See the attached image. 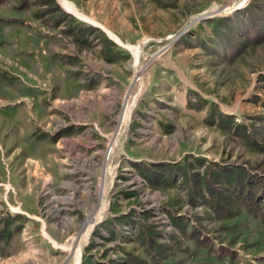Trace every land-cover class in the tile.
<instances>
[{
	"label": "rangeland",
	"instance_id": "1",
	"mask_svg": "<svg viewBox=\"0 0 264 264\" xmlns=\"http://www.w3.org/2000/svg\"><path fill=\"white\" fill-rule=\"evenodd\" d=\"M242 1L121 0L138 31L137 40L127 45L140 47L142 78L138 80L127 46L129 76L120 92H82L75 98L104 107L101 122L108 129V120L121 119L131 88L137 90L123 124L129 122L127 136L121 147L117 141L116 172L107 174L113 166L104 164L101 181L104 188L111 185L106 213L90 227L76 264H264V220L257 208L249 210L237 199L234 214L222 215L200 198L193 204L189 200L193 171L202 175L210 167L236 164L264 176V0ZM0 3V264L15 254L11 250L24 247L30 264H74L69 251L55 246L45 232L59 242L71 236L76 240L91 223L89 215L98 212V203L89 210L94 201L84 194L86 214L75 200L72 209L46 213L37 208L35 194L47 174L54 188L62 177L72 176L59 165V132L47 129L69 118L67 102L51 106L52 86L56 83L57 95L65 98L78 86L49 67L37 78L19 67L26 63L19 54L21 30L3 19L14 15L12 3L20 2ZM187 92L192 100L207 103L198 110L188 107ZM210 103L233 115L231 121L242 123V129L206 124ZM242 133L255 137L253 144ZM133 160L180 167L167 185H154ZM90 181L94 185L95 176ZM47 196L39 194L40 202ZM173 215L180 223L173 222Z\"/></svg>",
	"mask_w": 264,
	"mask_h": 264
},
{
	"label": "crops",
	"instance_id": "2",
	"mask_svg": "<svg viewBox=\"0 0 264 264\" xmlns=\"http://www.w3.org/2000/svg\"><path fill=\"white\" fill-rule=\"evenodd\" d=\"M67 1L81 15L64 8L59 0H16L20 4L11 6L15 14L3 20L13 29L21 30L19 39L23 47L19 54L26 63L19 67L23 71L37 78V73L49 67L57 77L72 78L78 86L75 94L65 98L57 95L55 83L51 106L59 101L67 102L64 110L69 118L101 120L100 112L104 107L93 99L76 101L75 98L82 92H120L129 76L126 44L137 40L138 31L131 27L128 8L121 0ZM45 27L47 30H43ZM31 55L35 61L33 69ZM49 115L55 116V113ZM24 248L11 250L15 254H11L5 264H30Z\"/></svg>",
	"mask_w": 264,
	"mask_h": 264
},
{
	"label": "built area",
	"instance_id": "3",
	"mask_svg": "<svg viewBox=\"0 0 264 264\" xmlns=\"http://www.w3.org/2000/svg\"><path fill=\"white\" fill-rule=\"evenodd\" d=\"M160 49L163 50L164 46ZM107 124L109 126L108 129L98 119L76 120L68 118L64 120L60 118V121H57L51 125L50 129H47L51 134L59 132L55 139L56 144H59L61 149L59 165L61 169L65 172L68 171L72 176L69 178L62 177L56 183L57 188H54L52 175H45L41 188H39L37 195L35 194V203L38 209L42 206V210L46 211V213L55 214L61 208L71 207L72 209L73 207L69 204L73 205L75 200L76 204L80 205L86 214L85 208L88 206L84 194H91L94 201L93 206L89 210H92L97 205L99 195L104 189L101 179L105 172V161H108L113 166L112 171L107 174L116 172L117 165L114 163V156L118 153L119 148H117L114 141L115 139L118 140L120 147L123 145L127 136L129 122L123 128L124 123H121L118 115L114 122L108 120ZM124 168L128 169L129 167L123 166L122 169ZM93 176H95L96 180L94 185L90 183V179ZM139 178H141L142 184L147 183L143 177ZM9 188H11V185L7 187V189ZM110 188V184L105 187L106 196ZM62 189L65 190L62 191ZM41 193H47L48 196L40 202L38 195ZM65 218L71 220V218Z\"/></svg>",
	"mask_w": 264,
	"mask_h": 264
},
{
	"label": "trees",
	"instance_id": "4",
	"mask_svg": "<svg viewBox=\"0 0 264 264\" xmlns=\"http://www.w3.org/2000/svg\"><path fill=\"white\" fill-rule=\"evenodd\" d=\"M251 3V2H250ZM259 35V32L256 31ZM189 93H193L188 90ZM187 92L186 105L194 109H202L207 100L201 99L196 102L190 98ZM195 101V102H194ZM233 115L217 111L210 103L209 112L204 117V122L209 125L219 124L224 128L232 130L242 129V123L233 122ZM243 132V131H242ZM243 137L253 144L255 137H251L249 133H242ZM256 142L254 141V146ZM199 163L203 162L201 157H196ZM132 164L138 169L141 175L147 179L148 183L154 185H167L174 177V173L179 168V163H166L162 161L143 162L141 160H133ZM201 175L199 171L192 172V191L189 194V200L193 204L196 198H200L202 202L207 204L216 213L222 215L234 214L232 205L235 200L239 199L249 210L258 209L261 218L264 220V198L259 199L261 193L264 194V176L251 172L242 165H222L218 168H208ZM215 183H225L226 188H218ZM173 222L180 223L178 215L171 216ZM202 241L206 239L201 237ZM85 264V263H84Z\"/></svg>",
	"mask_w": 264,
	"mask_h": 264
},
{
	"label": "bare ground",
	"instance_id": "5",
	"mask_svg": "<svg viewBox=\"0 0 264 264\" xmlns=\"http://www.w3.org/2000/svg\"><path fill=\"white\" fill-rule=\"evenodd\" d=\"M60 2L64 8L79 14L76 11V9L74 8V6L71 4V2H69L67 0H60ZM241 2H243V1L241 0ZM79 15H81V14H79ZM126 46H128V45L126 44ZM128 47H130L131 51L134 54L133 66H134V70L137 72L136 75H139V77H138V80H139L140 78H142V70H143L142 69L143 67L140 66L139 62H138V58H139V54H140V49H139L140 47H137V46H128ZM136 95H137V90L134 93L133 88H131L129 94L127 95L128 99L125 100V103H124V106L122 109V114H121V119H120L121 123L125 124V122L127 121V118L129 117V113L131 111V108L134 106V103L136 101V97H137ZM123 126H125V125H123ZM117 141L118 140H116V139L114 141V143H116V145H117ZM104 169H107V167L105 166ZM6 187H8V186H6ZM104 189L101 191L100 197L98 198V202H97L99 205L98 212L95 213V215H92V216L89 215L88 218L90 219L91 223L86 226L85 230L76 238V240L74 239L75 236L74 237L71 236L70 238L67 239L66 242H59V241L55 240L54 238H52L48 233L45 232V234L49 237V239L51 240V242L55 246H59L65 250L69 251L68 253L70 254L71 258L73 259L74 264L78 263V261L80 259L83 244H84L85 240L87 239V236H88L89 231H90V227H92V224L94 222L98 221L99 219H101L103 217V215L106 213V197H105L106 192Z\"/></svg>",
	"mask_w": 264,
	"mask_h": 264
}]
</instances>
